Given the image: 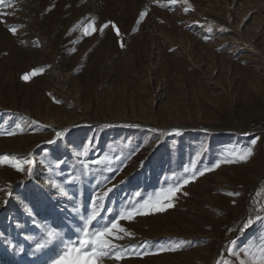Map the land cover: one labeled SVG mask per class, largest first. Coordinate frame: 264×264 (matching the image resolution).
Instances as JSON below:
<instances>
[{"label":"rangeland","instance_id":"obj_1","mask_svg":"<svg viewBox=\"0 0 264 264\" xmlns=\"http://www.w3.org/2000/svg\"><path fill=\"white\" fill-rule=\"evenodd\" d=\"M4 156L32 175L0 166V264H53L98 196L93 229L190 177L174 207L120 221L135 251L102 264H239L229 249L264 238V0H5Z\"/></svg>","mask_w":264,"mask_h":264},{"label":"snow or ice","instance_id":"obj_2","mask_svg":"<svg viewBox=\"0 0 264 264\" xmlns=\"http://www.w3.org/2000/svg\"><path fill=\"white\" fill-rule=\"evenodd\" d=\"M5 0H0V5H4ZM147 13L141 14V19ZM94 23L89 24L84 29L85 35H91L95 31ZM108 25H104V28H107ZM115 28V25H112ZM13 35L16 34L15 28L9 29ZM103 31V28L100 29ZM119 31L117 30V35H119ZM39 70H34L30 74H26L23 79L25 81H29L32 77L39 75ZM15 133H9V135H14ZM60 135L59 133L57 134ZM255 142H253V146ZM254 155L252 148H249L243 152L235 153L234 158L227 161L229 163L236 162H248ZM29 160H21L16 157H0V166L7 164L8 166L13 167L16 171L23 172L27 171L29 177L32 175L31 167L25 168L26 164H30ZM220 165H216L219 167ZM215 169L210 168L206 171H214ZM200 176L205 175V171H201L199 173ZM195 181L194 177L184 179L179 185L169 188L166 191H162L155 195V197H150L148 200H145L142 204L139 205L137 209H133L132 211L123 212L119 215V217L111 222L110 225L105 226L103 228H95L92 226L94 224H98L101 219V212L103 209V197L98 196V200L100 203L96 205L91 215L85 220V226L80 233V239L76 241H69L65 244V248L63 254L53 262V264H102L105 259L112 260H122L127 258V253L129 251H135V249L129 250L123 248L119 244L115 243V241L123 240L125 237H130V233H127L126 229L120 226V221L126 219H134L137 215H151L155 212H164L168 208L174 207L172 201L176 198L177 193H180L182 188L187 186L189 183H193ZM55 187L59 188V185ZM111 189H109V192ZM228 196L238 195L237 193H226ZM103 196H107V193H104ZM167 201V203H165ZM96 202H94L95 204ZM255 221L249 220L245 225L242 226L241 231H246L248 227H250ZM61 239V235L55 231L47 232L45 243L39 244L37 251H40L47 247L49 244L56 242ZM235 242H233L234 244ZM255 248V251H253ZM179 250L176 247L172 248H164L162 251H177ZM241 253L247 257V260L241 259ZM144 255L150 254H158V253H149L145 251ZM229 255L234 256L239 264H264V238L260 241L258 246H249L248 249L242 250L237 249L235 247L229 249ZM218 264L220 262L218 261ZM224 264H229V262L225 261Z\"/></svg>","mask_w":264,"mask_h":264},{"label":"trees","instance_id":"obj_3","mask_svg":"<svg viewBox=\"0 0 264 264\" xmlns=\"http://www.w3.org/2000/svg\"><path fill=\"white\" fill-rule=\"evenodd\" d=\"M256 127V126H255Z\"/></svg>","mask_w":264,"mask_h":264}]
</instances>
